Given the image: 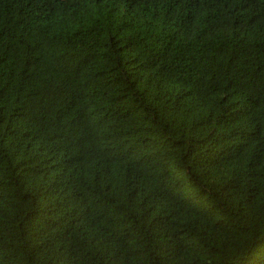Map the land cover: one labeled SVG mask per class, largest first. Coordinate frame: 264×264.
Instances as JSON below:
<instances>
[{"label":"trees","instance_id":"1","mask_svg":"<svg viewBox=\"0 0 264 264\" xmlns=\"http://www.w3.org/2000/svg\"><path fill=\"white\" fill-rule=\"evenodd\" d=\"M0 264H264V0H0Z\"/></svg>","mask_w":264,"mask_h":264}]
</instances>
